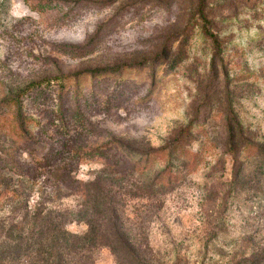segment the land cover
<instances>
[{
	"label": "rangeland",
	"instance_id": "1",
	"mask_svg": "<svg viewBox=\"0 0 264 264\" xmlns=\"http://www.w3.org/2000/svg\"><path fill=\"white\" fill-rule=\"evenodd\" d=\"M196 2L0 0V264H32L9 247L10 228L29 209H68L67 228L84 234L74 213L84 200L73 193L99 175L125 205L129 233L155 256L225 264L214 245L227 255L264 250V151L249 155L240 187L231 188L225 132L240 121L264 145V0L208 1L218 69ZM97 70L104 75L88 76ZM79 74L80 90L61 79ZM54 79L67 86L62 114ZM34 82L43 85L30 94ZM62 115L66 132L57 128ZM114 142L123 155L173 142L194 151L205 144L206 154L195 172L178 161L181 181L151 191L148 179L165 162L148 176L126 171ZM93 256L118 264L108 247Z\"/></svg>",
	"mask_w": 264,
	"mask_h": 264
},
{
	"label": "trees",
	"instance_id": "2",
	"mask_svg": "<svg viewBox=\"0 0 264 264\" xmlns=\"http://www.w3.org/2000/svg\"><path fill=\"white\" fill-rule=\"evenodd\" d=\"M196 1L198 12L195 19L201 21L202 34L212 41L214 52L212 67L218 69L222 48L220 36L211 32L207 27L209 22L207 13L209 0ZM104 73V71L97 70L95 73L88 74V76L102 77ZM61 79L74 81L75 90H80L83 78L79 74L67 75ZM61 79H54V85H57L59 91V112L62 114L65 109L64 98L67 95V86ZM41 85H43L41 82L32 83L28 89L29 93L37 92ZM47 85L52 86V83L48 82ZM114 96L112 93L110 94V97L113 98ZM60 120L62 126L57 124V128L61 130L62 127L64 132L68 131V125L64 121L66 119L63 118V115ZM194 128L193 125L189 126L183 134L191 135L195 130ZM225 132L228 137L226 141L227 151L234 160L230 186L236 189V187H240L242 176H244L246 159L252 153L262 154L264 145L257 143L254 136L248 133L240 121L227 125ZM114 143L115 153L120 157L121 162L128 160V166L125 167L127 168L126 171L148 176L160 162H165V166L148 179V187L146 188L151 191L181 181L183 176L177 170L179 167L178 161L185 163L189 167V173H191L200 168L206 154L205 144L201 146V149L194 151L181 147L180 142L178 144L173 142V144H167L156 149L151 148L139 156L123 155L124 151L121 150L120 144L118 142ZM49 159V157H43L38 158L37 161L45 168V164ZM121 162L112 166L113 173H116V168L120 167ZM104 177V175H99L94 180L84 183L78 182L80 187L74 190L75 193L73 194H78L84 200L77 213L74 212L88 226L84 234L71 232L67 228L68 223L73 220V218H70L71 214L68 209L59 208V210H54L48 207L44 210V207V209H36L33 212L29 209L25 218L20 222H16L10 228L11 238L16 241V244L9 247H12L15 252L24 250V255L32 264H95L93 254L95 249L99 247H108L114 254L118 264H191L189 257L180 253L173 254V257L168 260L163 259L162 256H155L146 241L136 236L133 237L129 233L130 229L123 222L125 205L117 199V193L102 184L104 183ZM110 179L116 180L113 176ZM146 192L149 193L148 190ZM143 193L145 194V192ZM133 195L136 196V194ZM213 247L218 248L221 253L218 263L222 259H226L225 264H264V250L256 254L253 252L251 256H248L242 250L236 249L232 254L227 255L222 247L217 245ZM199 264H205V261L203 260Z\"/></svg>",
	"mask_w": 264,
	"mask_h": 264
}]
</instances>
